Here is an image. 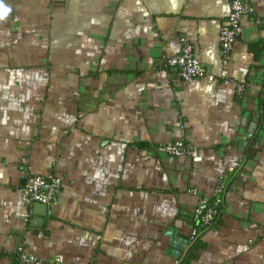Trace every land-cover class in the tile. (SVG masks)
Instances as JSON below:
<instances>
[{
    "label": "crops",
    "instance_id": "crops-1",
    "mask_svg": "<svg viewBox=\"0 0 264 264\" xmlns=\"http://www.w3.org/2000/svg\"><path fill=\"white\" fill-rule=\"evenodd\" d=\"M247 1L224 85L166 61L186 38L218 77L229 0H3L0 264L20 246L64 264H264V0ZM180 140L196 159L155 150ZM28 174L61 179L46 210Z\"/></svg>",
    "mask_w": 264,
    "mask_h": 264
},
{
    "label": "built area",
    "instance_id": "built-area-1",
    "mask_svg": "<svg viewBox=\"0 0 264 264\" xmlns=\"http://www.w3.org/2000/svg\"><path fill=\"white\" fill-rule=\"evenodd\" d=\"M229 15L226 22L222 25L219 33V45L222 54V70L218 77L203 67L193 56L192 45L186 38H181V52L169 58L166 64L177 70L178 75L183 81H191L195 78H206L209 82L220 80L224 85L230 83L227 73L228 56L232 50L233 44L240 38L242 27L240 21L246 15L254 13L253 6L247 0H229ZM236 92L243 95L244 86L237 84ZM157 152L169 155L171 157H185L194 160L198 157L197 148L188 144L185 140L171 142L159 145L155 149ZM224 180L219 178V183L212 194L213 202L208 205L206 197L199 198L196 210V218L200 220V227H206L212 224L217 215L218 206L222 201L224 193ZM61 192V179L56 176L43 177L36 174H28L23 186V193L28 205L41 203L47 206L57 201ZM195 192V191H194ZM18 260L21 264H64L61 257H55L50 260H41L36 256L25 252L23 247L17 250Z\"/></svg>",
    "mask_w": 264,
    "mask_h": 264
},
{
    "label": "clouds",
    "instance_id": "clouds-1",
    "mask_svg": "<svg viewBox=\"0 0 264 264\" xmlns=\"http://www.w3.org/2000/svg\"><path fill=\"white\" fill-rule=\"evenodd\" d=\"M11 8L6 6L3 0H0V22L5 21L11 13Z\"/></svg>",
    "mask_w": 264,
    "mask_h": 264
},
{
    "label": "water",
    "instance_id": "water-1",
    "mask_svg": "<svg viewBox=\"0 0 264 264\" xmlns=\"http://www.w3.org/2000/svg\"><path fill=\"white\" fill-rule=\"evenodd\" d=\"M34 208H36V209L39 208V209H45L46 210L47 209V205L41 204V203H35L34 204ZM171 237H172L171 239H172L173 242L170 243V246L172 247V249H174L175 247L180 249V246H177L176 244H174L176 238H174V236H171ZM176 241L182 242L183 244L185 243V241H180V240H176ZM169 251H171V250H169Z\"/></svg>",
    "mask_w": 264,
    "mask_h": 264
},
{
    "label": "trees",
    "instance_id": "trees-1",
    "mask_svg": "<svg viewBox=\"0 0 264 264\" xmlns=\"http://www.w3.org/2000/svg\"><path fill=\"white\" fill-rule=\"evenodd\" d=\"M212 202H213V198L208 199V205H211ZM221 207H222V201H221L220 205L218 206V208H216L217 214L219 213V210Z\"/></svg>",
    "mask_w": 264,
    "mask_h": 264
}]
</instances>
